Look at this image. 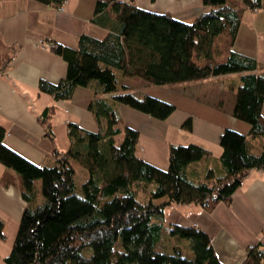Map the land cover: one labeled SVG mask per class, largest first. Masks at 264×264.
I'll return each mask as SVG.
<instances>
[{"label": "trees", "instance_id": "1", "mask_svg": "<svg viewBox=\"0 0 264 264\" xmlns=\"http://www.w3.org/2000/svg\"><path fill=\"white\" fill-rule=\"evenodd\" d=\"M40 1L60 8L66 0ZM203 1L210 8L188 22L170 11L143 8L135 0H97L93 20L109 27L104 37L83 32L77 47L52 41L51 49L68 62L67 74L58 82L41 79L39 90L58 100L72 98L79 85H90L95 97L89 108L98 120L107 119L106 128L91 131L69 121L70 145L61 149L52 122L57 106H46L38 119L51 139L55 160L37 163L5 143L6 128L0 124V161L19 173L28 201L6 264H224L206 230L167 222L166 208L174 203H195L208 211L220 202L230 206L250 172L264 169V146L253 152L246 133L227 127L220 136L221 167L198 172L196 162L212 152L190 142L171 143L169 167L162 169L138 154L139 129L124 123L113 107L123 103L161 119L175 109L174 103L153 94L118 90L126 76L164 85L239 73L229 84L236 92L234 114L250 123V135H264V73L257 71L254 57L234 48L245 10L262 2ZM11 58L0 62V69ZM98 94H112V99ZM121 123L124 136L118 142ZM184 126L191 128V119ZM74 161L89 173L81 183ZM139 187L147 199L139 198ZM171 236L189 239L193 255L181 245L168 251ZM262 263L264 245L249 246L243 264Z\"/></svg>", "mask_w": 264, "mask_h": 264}, {"label": "crops", "instance_id": "2", "mask_svg": "<svg viewBox=\"0 0 264 264\" xmlns=\"http://www.w3.org/2000/svg\"><path fill=\"white\" fill-rule=\"evenodd\" d=\"M135 1L155 12L170 11L188 22L210 8L203 0ZM96 2L66 0L63 8H58L40 0H0V62L12 55L8 65L0 69V124L6 128L5 143L37 163L55 160L51 139L38 119L46 106H57L52 122L61 149L70 145L69 121L91 131L106 128L107 119L98 120L89 108L95 97L90 85H79L72 98L58 100L38 87L41 79L58 82L68 70L67 60L50 47L42 46L41 40L77 47L83 32L98 38L108 33L109 27L93 20ZM261 2V7L245 10L234 48L254 57L257 71L264 73V0ZM238 77L239 73H233L162 85L140 76H126L118 83V90L128 87L153 94L174 103L175 109L161 119L123 103H115L113 107L124 123L139 129L138 154L162 169L169 167L171 143L194 142L210 149L212 154L194 166L202 173L210 166L221 167L220 136L227 127L246 133L253 152L259 153L264 146L258 136L249 134L250 123L234 114L236 92L229 84ZM97 96L112 99V94ZM188 119L192 121L191 128L184 126ZM118 126L122 129L119 134H123V128ZM35 185L37 198L41 199L40 181L36 180ZM22 191L19 173L0 161V219L5 229V237L0 238V264H6L28 203ZM169 207L173 215L169 221L195 225L209 233L224 264H243L251 244L264 245V169L250 172L234 191L230 206L220 202L208 211L195 203H174L166 211ZM169 240L165 247L168 251L181 245L189 256L193 255L188 240L179 236H171ZM180 240H186L188 246Z\"/></svg>", "mask_w": 264, "mask_h": 264}, {"label": "rangeland", "instance_id": "3", "mask_svg": "<svg viewBox=\"0 0 264 264\" xmlns=\"http://www.w3.org/2000/svg\"><path fill=\"white\" fill-rule=\"evenodd\" d=\"M120 125H121L122 128H124V124H120ZM123 136H124L123 134H119L117 136L118 142H120L123 139ZM258 137H259L258 138L259 139L258 141L264 142V135L258 136ZM73 164L76 167L77 172H78L77 173V181H78V183H81L84 179H86L89 176V173H88L87 169L85 167H83L79 162L74 161ZM37 180L40 181V179H37ZM150 186L151 187H154L155 186V183H150ZM139 190H140V192H139V198L140 199H143V200L147 199L148 197H147V194H146L144 188L143 187H139ZM170 209H171V207H169L167 209V211H166V213H167L166 214L167 215V221L171 220V218L173 216V215L170 214ZM184 239H186V240L189 241V239H187V238H184ZM186 240H180V243H184L186 246H188V242ZM161 244H164V240H163V242Z\"/></svg>", "mask_w": 264, "mask_h": 264}, {"label": "built area", "instance_id": "4", "mask_svg": "<svg viewBox=\"0 0 264 264\" xmlns=\"http://www.w3.org/2000/svg\"><path fill=\"white\" fill-rule=\"evenodd\" d=\"M60 8H63V4L60 6ZM40 44L44 47H52L53 46V42L51 41H44V40H41L40 41ZM254 244H251L250 246H253ZM263 264V263H262Z\"/></svg>", "mask_w": 264, "mask_h": 264}]
</instances>
